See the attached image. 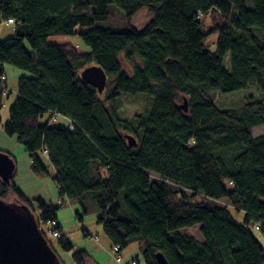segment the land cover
<instances>
[{
    "label": "trees",
    "instance_id": "1",
    "mask_svg": "<svg viewBox=\"0 0 264 264\" xmlns=\"http://www.w3.org/2000/svg\"><path fill=\"white\" fill-rule=\"evenodd\" d=\"M112 4L124 28L98 25ZM144 7L151 19L137 29ZM10 18L13 36L0 40V125L37 175L54 168L60 200L95 213L118 253L138 242L145 264H157L158 252L168 264H264L252 230L264 237V134H253L264 126V0H0V24ZM74 34L88 52L48 42ZM5 64L28 74L3 124ZM93 64L107 74L109 93L81 77ZM134 93L149 97L148 108L124 117L121 96ZM54 114L66 122L51 123ZM9 193L46 236L42 225L58 221L59 207L0 178V197ZM230 209L244 213L242 223ZM195 225L201 240L180 232ZM57 228L58 247L74 250ZM73 258L91 257L79 249Z\"/></svg>",
    "mask_w": 264,
    "mask_h": 264
},
{
    "label": "rangeland",
    "instance_id": "2",
    "mask_svg": "<svg viewBox=\"0 0 264 264\" xmlns=\"http://www.w3.org/2000/svg\"><path fill=\"white\" fill-rule=\"evenodd\" d=\"M248 7H253V2L249 1ZM109 17L105 21L98 22L99 26L124 28L125 19L123 10L115 4L109 7ZM151 19V15L146 7L142 8L133 18L132 25L137 28H143L146 23ZM205 25H210L209 19L205 21ZM86 29V28H85ZM13 26L3 22L0 24V39H6L13 36ZM48 42L51 44H63L72 43L76 45L81 52H88L89 47L82 40L78 34L74 35H57L50 36ZM209 43H211L209 41ZM25 46L29 49L30 45L25 42ZM214 50V46H211ZM122 65L130 76L133 75V67L131 64L125 61L124 56H121ZM6 85L8 89V96H4V106L1 110L2 123H6L9 118V107L17 97V80L22 74H28L26 71L18 69L11 64H5ZM108 87V86H107ZM109 87L105 93H109ZM146 95H140L138 93L121 96V102L118 107L119 112L124 117H130L135 113L143 112L148 108V99ZM180 105L185 103L183 97L178 99ZM225 107H228L226 105ZM43 119H46L44 116ZM52 121H54L52 119ZM66 122V120L60 116L57 122ZM253 134L259 136L264 134V126H259L253 129ZM0 150L12 155L15 162V176L14 182L23 190L29 199H35L41 197L46 203L59 207L57 211L58 222L61 224L64 234L70 238L71 242L75 245L72 251H63L57 245L58 237H54L49 231L47 224L42 225V229L46 232L47 239L55 246L58 251L59 258L62 264H77L73 258V253L79 249H86L90 254V261L88 264H127L128 262H134L132 264H145L142 257L140 244L133 242L128 247L123 249L119 256L122 258V262H117L116 254L112 250L110 240L105 235L103 228L97 223L96 214L90 212L83 214L78 202L70 201L67 198H61L63 203L59 202L58 187L54 181L55 170L50 166L46 158L42 157L45 164L49 165L48 175H37L31 168V159L27 152H25L21 143H19L15 136H10L5 133L2 124L0 125ZM9 202H18L16 197L9 193L5 198ZM235 220L242 223L244 213L235 209H230ZM77 213H80L83 220L81 221L77 217ZM200 226L195 225L192 227H186L180 229L183 234H191L197 239H202ZM256 237L261 241L264 246V237L257 230L252 228Z\"/></svg>",
    "mask_w": 264,
    "mask_h": 264
},
{
    "label": "water",
    "instance_id": "3",
    "mask_svg": "<svg viewBox=\"0 0 264 264\" xmlns=\"http://www.w3.org/2000/svg\"><path fill=\"white\" fill-rule=\"evenodd\" d=\"M81 77L100 94L108 84L107 74L96 64L85 67ZM15 168L10 154L0 150V178L5 184H11ZM156 261L157 264H168L161 252L156 253ZM0 264H62L31 208L25 203L9 202L1 197Z\"/></svg>",
    "mask_w": 264,
    "mask_h": 264
},
{
    "label": "built area",
    "instance_id": "4",
    "mask_svg": "<svg viewBox=\"0 0 264 264\" xmlns=\"http://www.w3.org/2000/svg\"><path fill=\"white\" fill-rule=\"evenodd\" d=\"M6 23L9 24V25L14 26V24H15V20H14L13 18H10V19H8V20L6 21ZM3 79H6V76H4ZM4 94L6 95L7 92L5 91ZM60 116H61V115H59V114H54V116L51 118V121H50V122H51V123H54V124L57 123V120H58V118H59ZM52 119H53L54 121H52ZM70 127L72 128L71 125H70ZM44 153L47 154V150H46V149L44 150ZM59 202L63 203V200H59ZM46 224L49 226L48 231H49L54 237H59V236H61V231L57 228L58 225H59L58 221H56V220H50V221H48ZM256 229H258V226H256ZM112 250H113L115 253H117V254H116V260H117V262H122V258L119 256V253H118L119 246H115V247H113ZM132 263H134V262L131 261V262H128L127 264H132Z\"/></svg>",
    "mask_w": 264,
    "mask_h": 264
},
{
    "label": "crops",
    "instance_id": "5",
    "mask_svg": "<svg viewBox=\"0 0 264 264\" xmlns=\"http://www.w3.org/2000/svg\"><path fill=\"white\" fill-rule=\"evenodd\" d=\"M22 75H24V74H22Z\"/></svg>",
    "mask_w": 264,
    "mask_h": 264
}]
</instances>
